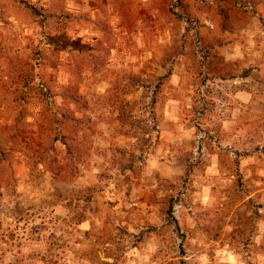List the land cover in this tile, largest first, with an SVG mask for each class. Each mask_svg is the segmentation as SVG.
<instances>
[{
    "label": "rangeland",
    "instance_id": "374dc122",
    "mask_svg": "<svg viewBox=\"0 0 264 264\" xmlns=\"http://www.w3.org/2000/svg\"><path fill=\"white\" fill-rule=\"evenodd\" d=\"M0 264H264V0H0Z\"/></svg>",
    "mask_w": 264,
    "mask_h": 264
},
{
    "label": "trees",
    "instance_id": "16d2710c",
    "mask_svg": "<svg viewBox=\"0 0 264 264\" xmlns=\"http://www.w3.org/2000/svg\"><path fill=\"white\" fill-rule=\"evenodd\" d=\"M30 9H31V11H32V8H30ZM33 11H34V10H33ZM63 145H64L65 147H67L66 144H65V142H63Z\"/></svg>",
    "mask_w": 264,
    "mask_h": 264
}]
</instances>
